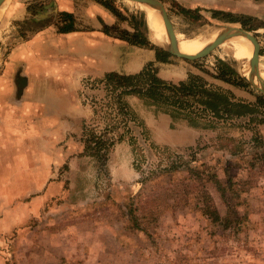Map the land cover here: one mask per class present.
I'll list each match as a JSON object with an SVG mask.
<instances>
[{"label": "rangeland", "instance_id": "obj_1", "mask_svg": "<svg viewBox=\"0 0 264 264\" xmlns=\"http://www.w3.org/2000/svg\"><path fill=\"white\" fill-rule=\"evenodd\" d=\"M11 1L26 5L27 15L23 19H7L5 12ZM50 1L52 0H5L0 14V72L2 59L7 57L8 43L14 44L18 41L19 30L27 36L43 25L65 21L62 14L54 15L50 12ZM159 1L164 4L179 39L199 37L207 30H221L226 26L239 27L255 35L261 46L260 68L262 74L264 73V25L257 17L232 14L233 17L244 19L245 26L239 22L214 19L204 9L184 13L188 15L186 17L181 12L179 0ZM225 1L237 6L241 3V0ZM242 1L246 3V0ZM112 2L118 9L121 8L127 13L123 21L130 28L128 31L133 32L138 28L149 37L143 5L128 0ZM44 12L46 15L41 18L39 14ZM185 61L195 69V74L204 77L215 87L231 89L237 99L256 104L258 96L264 97V93L254 89L249 82L246 88L239 89L209 76L217 71L220 62L225 61L233 65L241 76L246 79L249 77V62L233 55L229 41L203 59ZM6 79L0 75V189L4 191L0 190V263L21 264L26 263L25 260L22 262V255L32 252L34 246H42L41 248L46 250L48 245L44 243L43 237L53 232L49 227H40L32 210H29L45 180L35 181L29 178L25 180V184L23 182L22 186L20 184L18 187L17 179L12 176L19 166L16 161L19 150L10 146L9 137H12V134L6 133V123H14L15 120L26 129V134L21 135L25 138H14V145L20 144L21 165L25 160L29 177L28 171H35L32 160L37 156L36 146L39 144L40 129L51 119L47 118L45 111L41 113L38 109L31 114L28 107L23 108V115L19 118L14 116V105L5 111L3 98L9 92ZM89 92L91 95L95 93L93 95L99 99L96 103L97 109L102 112L95 121L90 122L92 135H100L104 127H116L115 131L109 132V137L116 141L121 135V139L129 140L131 153L127 152L126 157L136 173V178L130 183L115 181L116 189L120 192L129 189V194L113 196L112 190H108L111 182L108 181L107 174L101 173L103 176L98 174V178H90L88 183L92 188L88 183L83 185L91 190L88 195L87 191L83 192L81 189L82 177L75 172L67 173L63 169L65 178L70 177L67 181L71 194L67 193V203H80L83 207L90 197L89 203L95 204L90 207V215H96L95 211L98 209L102 210L100 215L107 221L106 225H110L121 237L124 248L122 251H118V248L111 249L110 254L107 251L105 264H264V106L258 105L260 112L253 114L258 118L252 119L249 114L240 118L219 120L210 117V113L206 112L205 116L192 119L198 123L193 126L187 121L186 111L183 116L172 119L168 113L145 104L136 95H121L119 100L114 101L113 97L104 95L100 86L90 85ZM122 101L127 103V108L124 109L128 111L127 115L118 113L116 103ZM106 102H109V105H106ZM161 113L167 114L168 117L164 123L158 118ZM141 119L144 122L150 120L148 130L143 126ZM155 119L163 125V129L159 130L158 140L154 135L156 124H152ZM189 126L193 128L190 133L185 129ZM85 135L90 137L88 132L83 133V136ZM78 151V148H74V153ZM187 167L214 173L221 184L225 183L229 174L233 188L238 190V196L233 200L228 198V192L227 200L224 201L212 181L201 184L210 194L212 203L221 217L228 216L232 222V212L240 217L241 224L237 232L223 229L220 223H213L202 215L201 188H196L194 180L188 179L190 173L186 170ZM63 171L60 168L59 174ZM85 178L87 182L89 176L85 175ZM3 184L6 186L4 190ZM73 189L75 192H72ZM7 191L10 192L8 204L6 197L2 196V193ZM6 204L10 211L1 212V209H6ZM24 207L30 212H17ZM131 210L133 214H130ZM134 214L146 233L135 228ZM65 216H59L54 223L61 227L65 219L76 220L80 216L82 222H79L72 235L81 236L86 240V237L92 234L89 226L92 218L87 219L85 215L83 217V213L78 212H74L73 217L64 218ZM36 225L38 228H35ZM34 235H37V242L27 246L12 241L18 237L33 241ZM106 246L108 249L111 245L107 243ZM72 261L67 258L59 260L58 263L68 264ZM30 262L27 264H33Z\"/></svg>", "mask_w": 264, "mask_h": 264}, {"label": "crops", "instance_id": "obj_2", "mask_svg": "<svg viewBox=\"0 0 264 264\" xmlns=\"http://www.w3.org/2000/svg\"><path fill=\"white\" fill-rule=\"evenodd\" d=\"M178 2L181 4L183 14L204 9L212 18L217 19V16H213V11L239 13L257 17L264 25V0H246V3L241 0L239 6L225 0H179ZM25 6L24 3L11 1L5 12L7 19H23L27 15ZM49 8L54 15L70 14L74 18L72 28L64 32L59 31L55 22L43 25L27 36L21 34L22 31L19 30L18 41L14 44L8 43L7 57L1 62L0 75L7 78V87H9V92L3 98L4 110L7 111V108L14 105V116L19 118L23 115V108L28 107L30 113L38 109L41 113L45 111L44 114L51 119L40 129L39 144L36 146L38 147L37 156H34L32 160L35 171H28L29 177L25 160L21 165L20 144L14 145V138L18 140L25 138L21 135L26 134V129L15 120L14 123L9 121L8 124L6 123V133L12 134V137H9L11 138V145H9L19 150L16 157L19 166L12 176L17 179L18 187L23 182L25 184V180L29 178L35 181L45 180L44 185L41 184L43 186L39 194L35 197V203L29 210H32L34 219L40 227H49L48 229L51 228L53 232L43 237L48 248L45 250L41 248L42 246H34L32 252L22 255V262L25 260L26 263L21 264H27L28 261L29 263L32 261L33 264H59V260H67V258L73 260L68 264H105L107 251L110 254L111 249L118 248V251H122L124 248L121 237L112 230L110 225H106L107 221L100 215L102 210L98 209L95 211L96 215H90V207L95 205L89 203L90 197L87 196L86 205L84 204L83 207L80 203H67V193L71 194L67 181L70 177L65 178L63 169L67 173L75 172L82 177L81 189L83 192L87 191L88 195L91 190L83 185L88 183L91 177L98 178L97 175H102L101 173L107 174L106 177L111 182L108 190H112L113 196L129 194L131 193L129 189H124L123 192L116 189L115 181L130 183L136 178V173L126 157L127 152L131 153L127 138L114 141L109 147L105 160L96 158L85 151L83 133L90 129V122L102 115L96 104L99 99L93 95L95 93L90 94L89 87L90 85L99 87L98 84L101 83L99 81L108 72L136 74L148 63H152L156 68V75L159 78L172 83L183 81L189 73L196 72L191 64L183 59L170 57L166 62H158L154 50L148 46L134 45L116 37L113 28L126 30L130 28L125 21L118 19L99 1L52 0ZM118 10L127 17L125 11L121 8ZM45 15V12L39 14L41 18ZM184 16L188 17L186 14ZM105 25L111 27L110 33L103 30ZM149 40L153 43L150 38ZM166 115L165 113L158 115L161 122L164 123L168 118ZM31 118L33 119L34 116ZM141 122L146 130L150 128V120L144 122L141 119ZM96 124L97 122L94 123L95 126ZM152 124H156L154 135L158 140L159 130L163 129V125L156 119ZM185 129L188 133L193 130L191 126ZM74 148H78L79 151L74 153ZM60 168L63 171L62 174H59ZM85 175L89 176L87 182ZM2 188L6 189L5 184ZM9 191L2 193V196L7 199V204ZM1 192L4 191L1 190ZM72 192L75 190L73 189ZM7 204L6 209H1V212L10 211ZM29 210L24 207L17 212H30ZM74 212L83 213V217L85 215L87 219L92 218L89 225L92 234L87 236L86 240L81 236L72 235L77 230L79 222H82L80 216L76 220L71 219L72 221L65 219L61 227L54 223L59 216L73 217ZM35 228L38 226L36 225ZM18 238L12 241L15 240L17 244L26 246L37 242V235L33 236V241L28 238H20L18 241ZM107 243L111 245L108 249Z\"/></svg>", "mask_w": 264, "mask_h": 264}, {"label": "trees", "instance_id": "obj_3", "mask_svg": "<svg viewBox=\"0 0 264 264\" xmlns=\"http://www.w3.org/2000/svg\"><path fill=\"white\" fill-rule=\"evenodd\" d=\"M96 1H99L118 19H125L124 15L112 2L113 0ZM213 16H217V19L225 22H239L243 26H245L246 23L244 19L233 17L232 13L213 11ZM62 17L65 21L57 22L56 25L59 31L64 32L72 28L74 18L67 13H62ZM58 23H62V25L59 26ZM103 30L106 33H110L111 27L105 25ZM113 30L115 36L118 38L124 39L134 45L148 46L153 49L156 61L158 62H166L170 57H175L164 48L151 43L147 33L139 31L138 28L133 32L126 29H118L117 27L113 28ZM156 72V68L153 64L148 63L136 74L108 72L103 79L99 81L101 83L98 85L104 92V95L113 97L114 101L119 100L121 95H136L141 98L145 104L155 106L157 109L168 113L172 119L179 115L183 116V112L186 111L185 114L188 117L187 121L193 126L198 123L192 119L200 118L202 115L205 116L206 112L210 113V117L219 120L240 118L248 116L249 114L252 115L250 117V119H252L258 118L253 115L260 112L258 105L264 106V97L262 96L256 98V104L237 99L231 89L223 90L215 87V85H212L198 74L189 73L185 80L172 83L159 78ZM209 76L230 87L243 89L249 85L248 81L237 72L234 66L225 61L220 62L217 71L213 74L210 73ZM116 104L118 113L120 112L123 115H127L128 111L124 110L127 108V103L122 101V103L118 102ZM106 105H109V102H106ZM115 128L116 127H104L102 133L98 136L92 135V129H87L85 133L88 132L90 137L84 136L85 151L96 158L105 160L109 147L113 144L112 142L115 141V139L109 137V132L115 131ZM120 139L121 135L118 136L117 140ZM186 170L190 173V178L188 179H193L196 188H201L202 215L210 219L213 223H220L223 229H232L237 232L241 224L240 217H237L235 212H232L234 218L233 222L228 216L221 217L212 203L210 194L207 190L203 189V184H201L202 182L212 181L224 201L227 200L228 192L230 194L228 198L233 200L234 197L238 196V190L233 188L229 174L227 175L225 183L221 184L214 173L201 171L194 167H187ZM229 212V214H231V211ZM133 213L134 212L131 210L130 214ZM133 218L136 220L135 228L141 229L146 233L145 228L141 227L135 214Z\"/></svg>", "mask_w": 264, "mask_h": 264}, {"label": "water", "instance_id": "obj_4", "mask_svg": "<svg viewBox=\"0 0 264 264\" xmlns=\"http://www.w3.org/2000/svg\"><path fill=\"white\" fill-rule=\"evenodd\" d=\"M128 1L136 2L147 7H152L159 11L162 24L169 38V44L167 46H162V48H164L166 51L171 53L173 56L178 57L180 59H184L188 61H196L199 59H203L211 55L221 45H223L224 43L229 41V39L235 36H243L246 39H248L253 45L254 59L250 63L249 77L245 79L253 86L254 89L264 93V83L261 77L262 72L260 68L261 46L255 35L239 27L226 26L221 28L217 37H215L213 41L212 47H210L207 51L197 54L183 53L180 51L178 47L179 38L174 29L173 23L170 20L167 10L161 1L159 0H128ZM4 2L5 0H0V5L3 4Z\"/></svg>", "mask_w": 264, "mask_h": 264}, {"label": "bare ground", "instance_id": "obj_5", "mask_svg": "<svg viewBox=\"0 0 264 264\" xmlns=\"http://www.w3.org/2000/svg\"><path fill=\"white\" fill-rule=\"evenodd\" d=\"M3 4L0 5V14ZM146 16V22L149 28V37L153 43L159 46H167L169 38L165 31L160 18V13L157 9L143 6ZM220 30L211 29L204 32L203 35L195 38L179 39L178 47L181 52L187 54H197L207 51L213 45L215 37ZM229 44L232 48L233 55L238 59H246L251 63L254 59V50L252 43L243 36H235L229 39ZM264 83V73L261 74Z\"/></svg>", "mask_w": 264, "mask_h": 264}]
</instances>
